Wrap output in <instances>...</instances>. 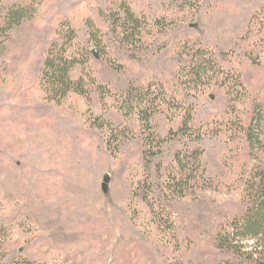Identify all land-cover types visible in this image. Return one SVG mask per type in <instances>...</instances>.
<instances>
[{"label":"rangeland","instance_id":"rangeland-1","mask_svg":"<svg viewBox=\"0 0 264 264\" xmlns=\"http://www.w3.org/2000/svg\"><path fill=\"white\" fill-rule=\"evenodd\" d=\"M115 1L38 0L36 20L20 34L30 40L44 31L53 39L69 25L78 34L72 53L87 62L104 96L93 89L90 99L73 94L49 102L37 80L38 38L30 55L27 45L12 46L4 59L0 264L187 262L201 230L186 225L181 234L190 242L180 248L161 232L158 208L174 154L187 142L180 124L208 131L200 145L212 178L229 179L236 167L241 139L230 130L228 96L215 80L193 89L185 73L190 54L201 49L227 69L232 61L251 94L262 88L263 68L246 54H257L251 33L264 25V0H196L192 8L125 0L148 23L150 35L138 47L111 35L107 15ZM237 108L245 117L244 107ZM153 137L159 140L149 148ZM210 197L218 205L227 196ZM200 204L186 213L197 227L215 217L211 205Z\"/></svg>","mask_w":264,"mask_h":264},{"label":"trees","instance_id":"trees-1","mask_svg":"<svg viewBox=\"0 0 264 264\" xmlns=\"http://www.w3.org/2000/svg\"><path fill=\"white\" fill-rule=\"evenodd\" d=\"M170 1L175 4L182 1L179 7L192 8L196 4V0ZM39 7L38 0H0V80L4 59L11 47L27 45V55H30L38 38L42 51L35 63L37 80L44 87L49 102L60 104L73 94L90 99L93 89L104 96V87L90 75L87 62L72 53L78 34L69 25H64L63 31L58 30L53 39H49L44 31H37L34 34L36 39L20 37L25 28L36 20ZM109 12L107 19L112 24L111 35L115 39L134 47L146 43L150 35L148 23L134 11L131 3L116 0ZM251 35L257 54L252 51L246 54V59L252 65L261 66L264 73L263 23L260 22ZM223 64L224 61L216 59L213 54L197 49L190 54L186 84L200 92L215 80V85L224 90L234 116L230 130L234 137L241 139L240 156L229 179L223 177L220 181L212 178L204 165L205 149L200 145L209 135L208 131L202 127H190L185 121L180 124L178 133L181 132L187 142L175 152L163 187L165 194L158 204L160 230L181 248L191 238H185L181 233L186 225L194 223L196 230H201V239L194 245L192 257L187 262L176 261V264H264V85L251 94L247 82L241 73L236 72L232 61L228 69ZM238 70L241 72L242 69ZM154 97L162 103L159 95ZM237 105L244 107L245 117L237 114ZM158 140L157 137L147 139L148 147ZM216 167L221 169L219 165ZM213 194L227 197L218 205L212 204L210 196ZM197 203L211 205L214 222H203L197 227L195 218L186 214L190 206Z\"/></svg>","mask_w":264,"mask_h":264}]
</instances>
